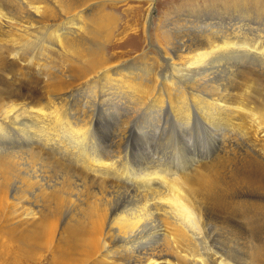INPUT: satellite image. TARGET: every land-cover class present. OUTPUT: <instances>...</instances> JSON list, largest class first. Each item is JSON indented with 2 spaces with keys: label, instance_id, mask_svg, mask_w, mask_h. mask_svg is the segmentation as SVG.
Listing matches in <instances>:
<instances>
[{
  "label": "bare ground",
  "instance_id": "1",
  "mask_svg": "<svg viewBox=\"0 0 264 264\" xmlns=\"http://www.w3.org/2000/svg\"><path fill=\"white\" fill-rule=\"evenodd\" d=\"M128 1L0 0L4 228L11 234L22 228L26 246L48 240L52 251L67 246L72 260L65 264H235L205 240L232 227L226 214L241 211L248 196H264L258 160L264 161V4L188 0L176 18H166L164 42L140 45L134 61L118 53L105 57L113 35L99 23L115 21L107 4ZM147 1L149 22L156 0ZM95 7L97 18L84 20ZM118 64L125 70L111 75ZM91 89L117 95L115 103L126 107V118L105 138L92 132L98 111L78 101ZM153 110L151 150L145 146L153 128L138 123L147 125L143 118ZM200 138L214 145L201 158L207 162L190 152ZM240 147L258 158L246 150L253 162L239 164L238 153L224 157ZM21 161L28 173L10 192ZM60 190L68 193L61 197ZM63 199L71 214L59 227ZM112 225L121 228V239L111 237ZM56 237L65 238V247ZM249 250L239 263L264 264L260 241Z\"/></svg>",
  "mask_w": 264,
  "mask_h": 264
},
{
  "label": "rangeland",
  "instance_id": "2",
  "mask_svg": "<svg viewBox=\"0 0 264 264\" xmlns=\"http://www.w3.org/2000/svg\"><path fill=\"white\" fill-rule=\"evenodd\" d=\"M254 1L255 0H253L252 2ZM256 1L263 2L264 4V0H256ZM187 2L188 0H156L153 14L150 19L151 21H149L150 23L148 22L149 2L147 0L146 1L130 0L128 2H125L124 4L123 2L122 4L121 3L116 4L117 7H115V5L113 4L112 5L107 4L106 10L108 9L107 12L111 13V18L113 19L115 18L114 19L115 21L110 23L111 26L107 24H104L105 25L104 26L103 24L99 23V25L103 26L102 31H105V32L112 31L111 36L113 35L110 41L104 44V50L106 53L104 56L111 57L112 55L118 53V54L124 55L123 61H134L135 58L139 57L141 53L143 52V51H140L141 48L143 46L144 47L147 46L149 41H151L153 44L157 42H164L162 27L164 26L163 24L167 20L166 18L168 19L173 18V17L176 18L175 11L177 9H180L183 6H188ZM189 5H191V3H189ZM98 11L99 10L96 9L95 7V12H94V9H92L91 12L86 13L85 16H83V19L85 20L88 17L97 18ZM101 12L102 10L100 11V14ZM234 22L238 23L237 20ZM140 31L142 33H140ZM136 33H138L140 38L138 39L132 38L136 35ZM261 36H264V32L261 33ZM116 44H122L121 45L122 47L113 48V45H116ZM140 45H142V47ZM120 66H121L120 64L116 65L115 68L111 71V75L122 73L123 68ZM136 66H139V64H136ZM114 79H118V78L114 76ZM117 98H118L117 95H114L110 92H107L105 95H103V91H99V90L94 91L93 89H91L90 92L89 91L88 93L85 92L83 97H81L78 100L80 103L86 104L84 106L87 107L88 111L92 109L94 111L95 110L98 111V116L95 120V125L93 128L95 129V131L92 130V132L95 133L96 131H98L100 138H105L106 136L112 135L111 132L115 128H117L116 126L117 122H119L120 119L123 120L126 118L125 117L126 107L125 106H123L122 108L119 107L115 103L116 100H118ZM127 105H130L131 107H136L138 109V106H135L132 102L128 103ZM122 111H123V115H122ZM129 116L131 117V115ZM98 118L100 119L99 121H98ZM143 119H149V121L147 122V125H143V123L141 124L138 123L139 128H142V126H150L151 129L153 128V132L152 134H150V136L152 137L150 143H147L144 140L147 145L145 147H149V146L151 147L152 143L154 142V137L156 135V129H157L155 110L151 111L150 114L146 115ZM111 122L112 124H110ZM143 137L144 135L142 134L141 138ZM213 147L214 145L209 143V141L207 145L206 140L203 138H200V146L197 147L196 144L190 143V152H191V155L193 156V159L195 161H198L202 157L207 159V155L210 149H212ZM242 148L243 147L238 148V150L234 152L235 154L230 155V153L229 154L226 153L227 155L225 154L224 157L234 158V157L240 156L239 159L235 158L236 161L241 160V163L239 164H243L242 162L244 158L247 159L248 162H253V160L249 159L248 157L251 156L252 158H255L257 155L253 152V150L251 151L247 149V147L243 149ZM153 149H154V146L152 145L151 150ZM240 149H242L241 153H240ZM245 150L249 154L248 157L244 153ZM180 151L181 149L179 147V152ZM236 154L237 156H235ZM178 158H179V155H178ZM256 158H258V156ZM260 158L258 160H261L262 162H264L263 159H260ZM206 159H201L200 161L203 160L204 162H207L208 160ZM25 165H26V162L21 161V165L19 166L20 170L15 171L14 178H12V182L9 187L10 192L14 190H18L22 187L21 177L23 174L28 173L24 171L25 169H27V167H24ZM23 167H24V170H23ZM32 189L33 188H31V190ZM63 190H60L59 192V195L61 197H63L65 193H68V192H63ZM261 193H264V191L261 190ZM248 197H250L249 201L239 206V207H243V209L241 210L243 211L242 213L241 211H239V208L237 207L238 212H236V208H234L233 213L226 214L231 220H233L234 224H232V227H235V230L234 228L229 227L227 228L229 230H225V231H220V230L213 231V232L211 231L210 235H208V238L205 240V243L208 245L209 248L213 249L218 255L222 256L225 260L232 261L235 264H241L239 263V260L242 259L245 255L247 256V258L249 257L248 256V253H250L249 248L251 247L252 244L255 245L257 241L258 242L260 241L262 245H264V196L263 195H253V196L250 195ZM97 201L98 200H96L95 203H97ZM62 202H63V210H62L61 215L58 217L59 227H64L66 225V223L70 220L69 216L71 214L70 209H69L68 200L63 199ZM247 208L250 211L247 210ZM244 209L248 213L244 214L245 212ZM49 210L51 211L52 209L50 208ZM122 211L123 209L117 210V214L119 215V217L121 216L120 213ZM2 214L3 212L0 213V264H65L72 260L68 256L67 246L65 247V243L62 242V240H65V238L56 237L54 239L55 244L58 245L59 243L65 247L63 251H60L58 249L55 251H52L53 243L49 240L40 241L42 245H46L43 247H41L40 245L39 246H31V245L26 246V244H24L22 241L19 240L20 232L22 231V228L20 230H16L13 234H11L9 231H7L4 228L6 225L4 223V214L3 215ZM156 221H157L156 222L157 226L159 225L163 227L164 223H162V221L159 220L158 222V219ZM14 227H17V226H14ZM120 233H121L120 227H116L113 225L111 226V237L115 239H121L122 236ZM146 242L147 241L143 239L142 241H139L138 243L144 244ZM156 242L157 241H155L152 244V246ZM158 243L160 245V248L163 249L164 248L163 240L161 242L159 241ZM30 247H34V248H30ZM199 248L203 249L200 246ZM251 253H252V249H251Z\"/></svg>",
  "mask_w": 264,
  "mask_h": 264
}]
</instances>
